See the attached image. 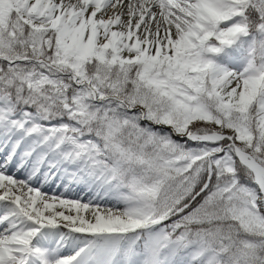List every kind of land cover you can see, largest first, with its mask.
Masks as SVG:
<instances>
[{
	"label": "snow or ice",
	"instance_id": "1",
	"mask_svg": "<svg viewBox=\"0 0 264 264\" xmlns=\"http://www.w3.org/2000/svg\"><path fill=\"white\" fill-rule=\"evenodd\" d=\"M0 157V264H264V0H0Z\"/></svg>",
	"mask_w": 264,
	"mask_h": 264
},
{
	"label": "rangeland",
	"instance_id": "2",
	"mask_svg": "<svg viewBox=\"0 0 264 264\" xmlns=\"http://www.w3.org/2000/svg\"><path fill=\"white\" fill-rule=\"evenodd\" d=\"M0 160H2V157H0ZM69 198H72V196H69Z\"/></svg>",
	"mask_w": 264,
	"mask_h": 264
},
{
	"label": "bare ground",
	"instance_id": "3",
	"mask_svg": "<svg viewBox=\"0 0 264 264\" xmlns=\"http://www.w3.org/2000/svg\"><path fill=\"white\" fill-rule=\"evenodd\" d=\"M69 196H72L71 194Z\"/></svg>",
	"mask_w": 264,
	"mask_h": 264
}]
</instances>
